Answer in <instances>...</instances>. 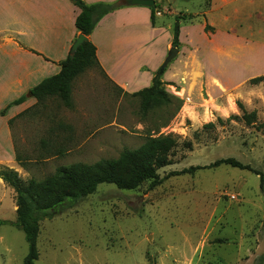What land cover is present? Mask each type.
I'll return each mask as SVG.
<instances>
[{
    "label": "rangeland",
    "instance_id": "374dc122",
    "mask_svg": "<svg viewBox=\"0 0 264 264\" xmlns=\"http://www.w3.org/2000/svg\"><path fill=\"white\" fill-rule=\"evenodd\" d=\"M155 3L163 15L155 22L171 23L172 36L177 17L192 16L181 19L180 28L194 37L208 18L209 0ZM232 3L226 7L215 0V24L264 40V0ZM230 10L237 12L235 18L224 19L221 13ZM86 75L97 90L87 94L85 115L52 97L41 104L43 110L35 107L17 116L10 124L14 151L2 157L0 167L13 169L23 180L42 179L59 166L116 159L144 143L154 117L159 118L150 115L143 121L140 100L111 86L99 69L79 77ZM167 88L184 103L160 131L178 140L171 164L158 170L163 182L155 188L146 182L136 190L103 183L87 197L67 199L53 218L41 222L35 264H264L260 176L226 164L209 167L234 158L264 176V81H249L224 96ZM238 103L246 113L256 112L255 123L242 120ZM192 167L200 168L172 175ZM16 199L14 189L0 182V264H23L29 252L16 225Z\"/></svg>",
    "mask_w": 264,
    "mask_h": 264
},
{
    "label": "crops",
    "instance_id": "0c3cea01",
    "mask_svg": "<svg viewBox=\"0 0 264 264\" xmlns=\"http://www.w3.org/2000/svg\"><path fill=\"white\" fill-rule=\"evenodd\" d=\"M84 1L120 5L119 0ZM239 1L242 0H223V3L230 7L232 2ZM214 5L215 0H209L208 18L197 27V37L188 32L184 35L187 28H180L181 45L175 47L178 54L163 75V81L169 83L167 87L177 85L189 93L216 92L224 96L264 76V40L215 24ZM80 12L72 0H0L1 162H4L2 157L11 156L14 151L9 121L35 107L42 109L31 91L60 72L61 62L71 54L80 34L75 24ZM236 13L230 10L221 15L230 20ZM226 20L223 23H228ZM206 26L211 30L207 32ZM171 31L172 24L168 21L152 24L148 7L120 5L104 16L90 36L104 80L122 94L132 95L150 87L174 48ZM241 74L246 76L240 78ZM79 76L73 82L77 101L72 98V111L85 115L89 109L87 94L92 95L97 89L87 83L88 75ZM23 97L22 103L13 105ZM216 106L223 108L218 102ZM0 182L4 183L2 179Z\"/></svg>",
    "mask_w": 264,
    "mask_h": 264
},
{
    "label": "trees",
    "instance_id": "16d2710c",
    "mask_svg": "<svg viewBox=\"0 0 264 264\" xmlns=\"http://www.w3.org/2000/svg\"><path fill=\"white\" fill-rule=\"evenodd\" d=\"M81 10L76 19V28L86 40L80 45L74 55H69L61 62V70L55 76L46 78L31 92L43 104L48 98L57 97L69 109L73 108L72 86L74 80L88 69L97 68L102 72L96 55V47L90 40L99 21L107 14L113 12L120 5L116 3L98 2L87 4L84 0H72ZM151 21L155 24L157 4L151 7ZM177 17L173 28V46H179L180 20L191 19ZM205 30H211L206 26ZM166 68H160L150 87L132 94L140 100V117L146 122L150 115L157 116L159 121L153 119V127L148 130L144 143L137 149H125L116 159H102L92 164L75 163L69 166H59L55 172L42 179L31 178L23 180L19 174L7 166L0 167V179L12 187L17 194V221L16 225L24 232L29 245V252L23 264H35L39 258L37 240L40 225L44 219H51L56 211L62 207L69 198H84L96 192L103 183L114 184L121 190H136L146 182L150 188L159 186L161 178L158 170L171 164L178 140L172 134H160L162 128L167 127L179 114L183 107V99L169 92V83L163 81ZM264 81L257 77L250 82L257 85ZM25 97L15 101L13 105L22 103ZM243 111L242 120L251 125L256 122V112L246 113L242 103H238ZM235 119H240L235 116ZM12 120L9 121L11 124ZM230 165L242 170H249L260 176L261 185L264 184L262 173L250 165L242 164L234 158L221 159L209 167ZM200 167L175 172L174 174L192 172Z\"/></svg>",
    "mask_w": 264,
    "mask_h": 264
},
{
    "label": "water",
    "instance_id": "95a60500",
    "mask_svg": "<svg viewBox=\"0 0 264 264\" xmlns=\"http://www.w3.org/2000/svg\"><path fill=\"white\" fill-rule=\"evenodd\" d=\"M119 4L122 6H140V7H148V8L154 7L156 5L155 0H119ZM85 40L86 37L83 34L78 35L75 43L72 46L71 55H74L77 52L78 48ZM177 54H178L177 48L175 47L172 48L162 68L163 69L166 68L173 61V59L176 58Z\"/></svg>",
    "mask_w": 264,
    "mask_h": 264
},
{
    "label": "built area",
    "instance_id": "2783aa9c",
    "mask_svg": "<svg viewBox=\"0 0 264 264\" xmlns=\"http://www.w3.org/2000/svg\"><path fill=\"white\" fill-rule=\"evenodd\" d=\"M156 15H157V16H161V12H157Z\"/></svg>",
    "mask_w": 264,
    "mask_h": 264
}]
</instances>
